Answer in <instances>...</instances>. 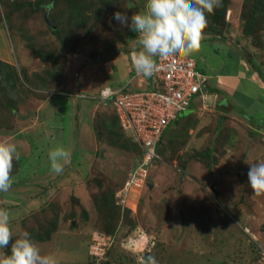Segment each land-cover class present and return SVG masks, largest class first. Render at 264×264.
Instances as JSON below:
<instances>
[{
    "label": "rangeland",
    "instance_id": "obj_1",
    "mask_svg": "<svg viewBox=\"0 0 264 264\" xmlns=\"http://www.w3.org/2000/svg\"><path fill=\"white\" fill-rule=\"evenodd\" d=\"M49 1L0 0V143H14L20 153L12 172L20 187L0 193L12 243L27 231L42 255L62 264H89L96 235L104 249L116 238L106 264H139L147 255L159 264L262 262L264 193L252 191L247 174L264 161V0H222L191 55L205 76L222 73L263 105L246 107L235 89L224 96L218 88L226 108L201 100L193 114L182 113L161 160L148 163L146 181L126 192L136 168L133 141L109 101L75 93L145 88L130 65L135 33L113 14L146 12L147 0H58L48 8ZM58 145L71 154L59 175L48 161ZM10 246L0 249V260Z\"/></svg>",
    "mask_w": 264,
    "mask_h": 264
},
{
    "label": "clouds",
    "instance_id": "obj_2",
    "mask_svg": "<svg viewBox=\"0 0 264 264\" xmlns=\"http://www.w3.org/2000/svg\"><path fill=\"white\" fill-rule=\"evenodd\" d=\"M221 5L222 0H192V3L188 0H147L146 12L130 17L115 12L113 18L121 27L135 33L134 50L130 53L134 56L135 71L151 84L162 68L171 67L200 49L207 36L208 14ZM70 157V152L63 146L51 148L48 152L51 172L62 174L71 162ZM19 158L14 143H0V193H7L12 188L14 161ZM247 175L252 191L257 195L264 193V161L249 165ZM12 241L10 212L0 208V249L11 242V255L0 260V264H56L54 257L41 254L29 232L24 231L14 244ZM139 264L159 262L155 256L147 255L139 258Z\"/></svg>",
    "mask_w": 264,
    "mask_h": 264
},
{
    "label": "built area",
    "instance_id": "obj_3",
    "mask_svg": "<svg viewBox=\"0 0 264 264\" xmlns=\"http://www.w3.org/2000/svg\"><path fill=\"white\" fill-rule=\"evenodd\" d=\"M130 65L132 75L145 82L143 90L137 88L131 91L127 86L119 89L104 88L98 97L91 96L100 102L109 101L113 105L124 133L142 151L141 156L135 159L136 168L124 184L125 192L133 185L140 186L146 181L148 163L161 160L156 146L164 131L178 120L179 115L190 109L192 101L196 103L202 100L206 103L210 95L204 90L207 78L198 69L196 59L191 55L171 67L162 68L151 84L135 71L133 54ZM75 96L89 97L82 93ZM96 236L97 239L93 237L88 246L89 264H102L109 248L116 243V238L112 235L110 244L104 249L101 236ZM260 258L262 262L257 264H264V252Z\"/></svg>",
    "mask_w": 264,
    "mask_h": 264
},
{
    "label": "crops",
    "instance_id": "obj_4",
    "mask_svg": "<svg viewBox=\"0 0 264 264\" xmlns=\"http://www.w3.org/2000/svg\"><path fill=\"white\" fill-rule=\"evenodd\" d=\"M213 73V72H212ZM254 75L257 77V74H255L254 73ZM225 77H227V76H225V75H223L222 73L221 74H219V73H217V74H215V75H208V76H206V78L208 79V83H209V85L207 84V88H208V90L210 89V91H209V93H210V98L209 99H207V102H213V107L216 105L215 103H217V105L218 104H223L222 105V108H226L225 106L227 105V103H226V100L220 95V93L217 91L218 90V88H222V92L223 91H225L226 93L225 94H223L224 96H226L227 94H228V90H231V89H235V95H237L238 97V99L240 100L239 102H241V101H243V105L244 106H246V107H249V105L250 106H254V107H257V109L261 106V105H263V102L261 101L260 103H255V102H253L252 103V101H250V99H248L246 96H245V94L244 93H241V91H239L240 92V94L238 93V91L236 90V88H238V86H237V83H230V81H228L227 79L228 78H230V77H227V78H225ZM257 79H258V77H257ZM84 80V79H83ZM85 81H86V79H85ZM134 81L136 82V78H134ZM249 81V80H248ZM219 82V83H218ZM255 82V81H254ZM85 83V82H84ZM222 85H225V87L224 86H222ZM239 84H241V81L239 82ZM257 86V85H256ZM258 88V87H257ZM262 88V87H261ZM239 90V89H238ZM263 90L264 89H261V91L263 92ZM242 94V95H241ZM214 95V96H213ZM213 96V97H212ZM216 96H218L219 97V101L218 102H216ZM228 96H229V94H228ZM210 100V101H209ZM82 100H80V102H81ZM76 102H79V101H76ZM79 102V103H80ZM83 102V101H82ZM198 102H200L199 100L198 101H196V103H195V105H194V109L196 110V107H197V105H198ZM221 102V103H220ZM223 102V103H222ZM247 102V103H246ZM79 103H76V106H78L79 105ZM210 104V103H209ZM248 104V105H247ZM75 106V107H76ZM207 106H209V105H207ZM82 108V107H81ZM85 108V107H84ZM221 108V109H222ZM194 110V111H195ZM84 112V116L85 115H87V112L86 111H83ZM261 114V113H260ZM259 118H260V120H262L263 118H261V115H259ZM78 124V123H77ZM61 258H62V255L60 254L59 255ZM58 256V257H59ZM54 259H55V261H56V264H62V261H60L59 260V258H57L56 257V255L54 256ZM78 259L79 258H74V259H72L71 261H73V262H77L78 261ZM68 260V259H67Z\"/></svg>",
    "mask_w": 264,
    "mask_h": 264
},
{
    "label": "trees",
    "instance_id": "obj_5",
    "mask_svg": "<svg viewBox=\"0 0 264 264\" xmlns=\"http://www.w3.org/2000/svg\"><path fill=\"white\" fill-rule=\"evenodd\" d=\"M58 0H50L49 2H47V7L48 8H50L51 6H55V2H57ZM45 22V21H44ZM46 24V23H45ZM48 26V25H47ZM49 27V26H48ZM50 29H52L51 27H49ZM52 31H53V34L54 35H58V30H55V29H52ZM130 52H133V51H130ZM129 52V53H130ZM123 53H125V52H123ZM100 60H103V58H101ZM0 63H2L1 61H0ZM3 64V63H2ZM200 68V67H199ZM198 68V69H199ZM255 71L259 74V76H261V73H262V70H259L258 68H255ZM84 77V76H83ZM85 79H89L88 77L86 78L85 77ZM85 80H83V85H89L90 83H91V80L89 79L88 80V82H85ZM89 83V84H88ZM78 86H80L81 87V82H79L78 83ZM77 86V87H78ZM91 86H92V84H91ZM101 90H103V89H99L98 90V92L100 93V91ZM204 90H207L208 91V93H209V91H210V89L208 90V88H207V86L205 85L204 86ZM79 92L81 93L82 91H81V88H80V90H79ZM76 93H78V91H76ZM210 94V93H209ZM89 95V94H88ZM90 96H94V95H90ZM87 99H91V98H87ZM247 103V102H246ZM194 105H195V102H193L192 101V103H191V105H190V109H192V114L194 113ZM248 105V104H247ZM77 107V112H78V110H79V105L78 106H76ZM114 110V109H113ZM115 113V112H114ZM191 114V115H192ZM116 116V115H115ZM117 117V116H116ZM179 117H180V115H179ZM178 117V120L177 121H175V123H174V125L176 124V123H178L179 121H180V118ZM118 119V118H117ZM118 124H119V126H120V123L118 122ZM172 125H170L165 131H164V133L162 134V136H161V138H160V140H159V142L157 143V146H156V152H157V154L160 156L161 154H160V150H161V146H162V144H163V141L166 139V137L168 136L167 135V133L169 132V128L171 127ZM133 148H135L136 150H137V153H136V156H135V158H134V161H133V163H135V159H138L140 156H141V149L139 148V146L136 144V143H134L133 142ZM161 157V156H160ZM157 162V161H156ZM136 164V163H135ZM50 184V183H49ZM20 187V186H17L16 184H13L12 185V187ZM45 240H47L48 239V234L46 235V236H44L43 237ZM108 253V252H107ZM106 259H107V254H106ZM105 259V260H106ZM105 260H103L102 261V264L105 262ZM104 264H106V263H104Z\"/></svg>",
    "mask_w": 264,
    "mask_h": 264
},
{
    "label": "water",
    "instance_id": "obj_6",
    "mask_svg": "<svg viewBox=\"0 0 264 264\" xmlns=\"http://www.w3.org/2000/svg\"><path fill=\"white\" fill-rule=\"evenodd\" d=\"M44 20H45V23L51 27L52 29H55V25L54 23L48 18V13H45L44 15Z\"/></svg>",
    "mask_w": 264,
    "mask_h": 264
},
{
    "label": "bare ground",
    "instance_id": "obj_7",
    "mask_svg": "<svg viewBox=\"0 0 264 264\" xmlns=\"http://www.w3.org/2000/svg\"><path fill=\"white\" fill-rule=\"evenodd\" d=\"M26 149H28V148H26ZM248 167V166H247Z\"/></svg>",
    "mask_w": 264,
    "mask_h": 264
}]
</instances>
